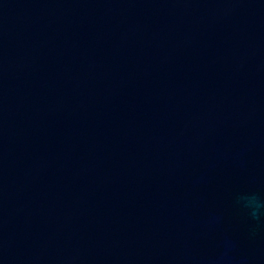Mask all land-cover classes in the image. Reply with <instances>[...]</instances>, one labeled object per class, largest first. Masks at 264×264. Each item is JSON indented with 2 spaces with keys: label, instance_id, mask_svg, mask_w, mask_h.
Segmentation results:
<instances>
[{
  "label": "water",
  "instance_id": "obj_1",
  "mask_svg": "<svg viewBox=\"0 0 264 264\" xmlns=\"http://www.w3.org/2000/svg\"><path fill=\"white\" fill-rule=\"evenodd\" d=\"M0 264H264V0H0Z\"/></svg>",
  "mask_w": 264,
  "mask_h": 264
}]
</instances>
